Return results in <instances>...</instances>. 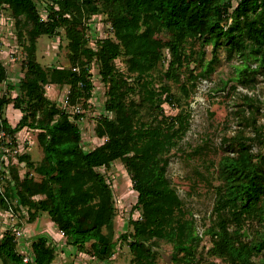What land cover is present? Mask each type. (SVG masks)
<instances>
[{"label": "trees", "instance_id": "16d2710c", "mask_svg": "<svg viewBox=\"0 0 264 264\" xmlns=\"http://www.w3.org/2000/svg\"><path fill=\"white\" fill-rule=\"evenodd\" d=\"M234 2L56 0L43 19L35 0H0V8L11 9L19 38L27 39L25 72L12 101L22 116L12 126L2 116L11 100L2 97L0 117L10 135L24 127L39 130L43 151L38 163L29 154L18 157L29 167L23 177L16 165L6 171L0 161V207L11 210L16 197L28 208L30 221L46 212L68 244L100 259L110 258L117 246V210L113 189L98 168L121 160L138 195L134 209L140 211L138 218L129 220L132 229L119 236L132 254V264H157L156 247L162 240L172 245L175 263L203 264L204 235L211 242L207 252L215 258L228 264H264V125L256 118L257 98L243 96L236 111L238 129L222 138L216 166L220 183L214 188L213 217L203 234L167 175L168 154L189 130L191 113L182 109L169 116L163 103L184 100L189 104L199 78H207L214 69L222 46L229 59L242 60L236 66L241 83L250 87L251 82L242 78L248 70L264 74V0ZM100 12L106 14L112 36L98 40L94 49L89 46L85 21ZM60 29L69 41L70 66L44 67L36 57L37 40L57 35ZM197 42L211 43L214 57L209 64L201 57L203 69L184 82L181 68L191 61ZM167 48L170 67L163 72L160 65ZM120 56L127 73L115 66ZM94 60L107 84L105 109L112 115H103L96 123L97 135L106 137L104 143L85 151L79 125L46 96V86H69L70 106L88 101L93 96L90 65ZM7 77L0 59V83ZM169 80L179 84L180 96L172 92ZM32 253V260L25 262L15 234L6 231L0 238L3 264H53L56 256L46 236L33 242Z\"/></svg>", "mask_w": 264, "mask_h": 264}, {"label": "rangeland", "instance_id": "374dc122", "mask_svg": "<svg viewBox=\"0 0 264 264\" xmlns=\"http://www.w3.org/2000/svg\"><path fill=\"white\" fill-rule=\"evenodd\" d=\"M56 0H35L38 10L43 19H47L49 10L54 6ZM236 4V0L234 2ZM2 16L5 19L4 26L8 29L1 31L0 35V59L7 68L8 77L0 83V98L8 97L11 103L4 107L3 117L14 126L20 120L22 113L13 107V100L18 95V85L24 76L26 51L24 43L26 37L19 38L16 20L11 15L9 6L2 8ZM85 32L89 39V46L96 49L98 40L112 36L110 23L105 13L100 12L92 15L85 21ZM68 39L65 30L60 29L59 34L50 36L42 35L37 40L36 57L44 67H69ZM214 46L211 43L201 45L197 42L193 45L194 54L189 63L181 68L180 79L187 82L191 73L197 74L203 69L200 58L203 57L205 64H209L214 57ZM169 49H165V58L160 68L163 72L170 67ZM213 63V70L207 78H199L197 87L188 98L189 104L184 100L180 103L164 102L163 108L167 115L176 116L180 110L190 111V127L186 135L168 154L169 165L167 175L184 202L187 209L196 219L197 229L203 234L213 217L215 203L214 188L220 183L216 177V166L222 155L221 141L223 136H231L238 129V118L236 111L238 104H243V96L248 94L257 98L259 109L256 111L258 124L264 125V74H254L248 70L243 75V80L251 82L250 87L241 83L238 79L239 71L236 66L242 60L239 57L229 59L224 47H220L217 57ZM202 62V63H203ZM255 67V63L252 64ZM115 66L127 73V65L123 56L115 61ZM161 74L160 71L157 72ZM90 76L94 84L93 96L86 102L76 106L68 104L69 86L48 84L46 96L55 102L60 108L68 111L72 119L79 125L82 133L81 144L85 151H91L104 143L106 137H99L96 133L97 120L103 115H112L105 109L107 99V84L102 79L100 67L96 60L90 65ZM172 85V92L180 94L179 84L173 80L168 81ZM235 86V88H234ZM180 96V95H179ZM134 98L138 99V96ZM184 99V98H183ZM81 114L79 119L76 115ZM39 130L24 127L11 135L12 145L19 137V143L24 144L23 153L14 154L12 163L5 167L17 166L20 176L29 172L25 162H20L21 154H29L35 163L40 162L43 151L38 142ZM13 161H15L13 163ZM98 170L104 175L111 185L114 194V202L117 210L115 218V239L117 246L115 253L107 259H100L88 252L80 251L75 246L67 243L66 236L58 229L46 212L38 214L34 221H30V212L27 207L22 206L19 200H12V209L6 210L0 207V238L6 231L15 234L17 250L23 257H30L32 244L40 236H46L49 243L55 249L53 264H132V254L127 244L119 238L121 234L132 229L129 224L130 218H138L140 211L134 209L137 202V192L133 188V181L121 160H116L108 167H99ZM32 171V170H31ZM37 179L39 176L31 172ZM17 231L20 232L17 235ZM211 247L208 235H204L201 252L203 264H228L220 258H215L207 251ZM157 264H177L172 259V245L160 241L156 247ZM0 264H3L0 260Z\"/></svg>", "mask_w": 264, "mask_h": 264}, {"label": "built area", "instance_id": "2783aa9c", "mask_svg": "<svg viewBox=\"0 0 264 264\" xmlns=\"http://www.w3.org/2000/svg\"><path fill=\"white\" fill-rule=\"evenodd\" d=\"M2 9H0V16H2ZM5 19L0 18V35L1 31L4 32L5 30L8 31L7 26H4ZM16 135V134H15ZM16 142L12 145L13 137L7 132V130L4 127V122L2 118L0 117V161L2 163V167L5 169L6 166H9L12 163V157L14 154L17 153H23L25 150L24 144L19 143V140L17 136ZM15 161H13L14 163ZM9 170V169H8ZM20 232L17 231V235H19ZM32 260L30 257H24L25 262H30Z\"/></svg>", "mask_w": 264, "mask_h": 264}, {"label": "crops", "instance_id": "0c3cea01", "mask_svg": "<svg viewBox=\"0 0 264 264\" xmlns=\"http://www.w3.org/2000/svg\"><path fill=\"white\" fill-rule=\"evenodd\" d=\"M15 126V125H14Z\"/></svg>", "mask_w": 264, "mask_h": 264}]
</instances>
